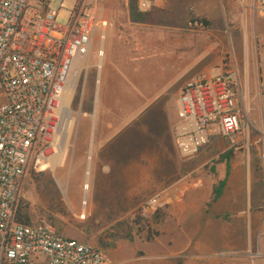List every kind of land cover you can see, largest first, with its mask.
Instances as JSON below:
<instances>
[{"label":"rangeland","instance_id":"374dc122","mask_svg":"<svg viewBox=\"0 0 264 264\" xmlns=\"http://www.w3.org/2000/svg\"><path fill=\"white\" fill-rule=\"evenodd\" d=\"M103 1L111 20L100 90L99 40L87 79L75 82L64 135L57 141L59 155L67 145L65 163L54 169L31 164L21 202L32 222L45 218L65 237L111 253L157 236L164 215L149 201L161 183L186 175L188 162L178 153L173 129L179 91L189 78L234 61L251 114H261L264 15L254 10L256 0H155L152 23L135 24L128 19L129 0ZM74 8V0H53L49 6L62 26ZM196 18L209 26L194 23ZM258 237L261 255L249 264H264V229Z\"/></svg>","mask_w":264,"mask_h":264},{"label":"built area","instance_id":"2783aa9c","mask_svg":"<svg viewBox=\"0 0 264 264\" xmlns=\"http://www.w3.org/2000/svg\"><path fill=\"white\" fill-rule=\"evenodd\" d=\"M52 1L0 0V264H114L105 249L65 237L45 218L31 224L18 220L31 164L58 155L73 67L82 62L79 79H87L99 40V90L102 84L108 23L98 19L92 3L74 0L69 24L62 26L59 13L49 9ZM139 7L148 12L155 3L139 0ZM254 10L264 15V0H256ZM177 112L173 133L185 162L197 157L212 136L238 148L243 127L255 128L234 61L189 78L179 91ZM260 118L264 123V107ZM165 194H156L149 206H159Z\"/></svg>","mask_w":264,"mask_h":264},{"label":"crops","instance_id":"0c3cea01","mask_svg":"<svg viewBox=\"0 0 264 264\" xmlns=\"http://www.w3.org/2000/svg\"><path fill=\"white\" fill-rule=\"evenodd\" d=\"M103 2L93 5L97 12L102 10L98 19L108 23L107 40L111 18ZM250 118L255 128L243 127L238 148L226 138L212 136L209 145L187 161L185 181L158 186L159 193L166 194L158 206L164 217L156 225L157 236L107 252L114 264H249L261 255L264 123L257 113ZM229 152L230 158L221 159ZM217 187L222 188L218 198Z\"/></svg>","mask_w":264,"mask_h":264},{"label":"trees","instance_id":"16d2710c","mask_svg":"<svg viewBox=\"0 0 264 264\" xmlns=\"http://www.w3.org/2000/svg\"><path fill=\"white\" fill-rule=\"evenodd\" d=\"M129 15L131 22L135 24H151L152 23V15L153 13L151 11L144 12L139 7V0H129ZM194 23H201L205 26H209V22L205 19H193ZM232 156V153L229 152L221 157V159H228ZM224 184V183H223ZM223 184H221V187H223ZM217 187L215 189L216 197L221 195L222 188ZM18 220L25 224H31V217L27 210V207L24 206V204H20L19 210H18ZM131 238V237H129Z\"/></svg>","mask_w":264,"mask_h":264},{"label":"bare ground","instance_id":"6f19581e","mask_svg":"<svg viewBox=\"0 0 264 264\" xmlns=\"http://www.w3.org/2000/svg\"><path fill=\"white\" fill-rule=\"evenodd\" d=\"M85 68V66H84V64L82 63V62H77L76 64H75V66L73 67V72H72V74H71V78H70V83H69V85H68V88H67V90H66V92H65V95H64V101H63V103H64V106H65V108L66 109H69L70 108V106H71V102H72V99H73V96H74V89H75V82L78 80V78H79V75L81 74V71L83 70ZM138 128V127H137ZM145 132V131H144ZM151 135V134H150ZM156 146H158V145H156ZM152 147V146H151ZM66 148H67V145L65 146V148H64V150H63V152L59 155V153L62 151V150H60L59 152H58V155H54L53 157H51V158H48L46 161V163L45 164H43L42 165V169H44V168H56V167H58V166H61V167H63V165H64V163H65V160H66ZM140 150V149H139ZM138 150V151H139ZM151 150V149H150ZM148 151L149 153L151 152V151ZM154 150V149H153ZM147 151V150H146ZM145 151V152H146ZM154 152H156V151H154ZM137 153V152H136ZM152 153V152H151ZM132 154H134V153H132ZM148 154V153H147ZM137 155V154H136ZM144 155V154H143ZM153 155H155V154H153ZM135 156V155H134ZM139 156H140V154H139ZM145 156V155H144ZM143 156V157H144ZM158 156V155H157ZM138 157V156H137ZM146 157V156H145ZM147 157H148V155H147ZM155 157H156V155H155ZM152 158V157H151ZM154 158V157H153ZM148 159V158H147ZM146 158H145V160H147ZM150 159V158H149ZM156 159V158H155ZM158 159V158H157ZM131 160V159H130ZM133 160V159H132ZM142 160V159H141ZM141 160H139V161H141ZM135 161V160H134ZM138 161V160H137ZM144 161V160H143ZM128 162H129V160H128ZM155 162H153V164H154ZM135 164V163H134ZM156 164V163H155ZM131 165H133V164H131ZM137 164H135V166H136ZM130 165L128 164V167H129ZM134 166V167H135ZM141 166V165H140ZM133 167V166H132ZM128 175V174H127ZM133 183H134V181H133ZM85 190H89L90 191V184L89 183H87L86 184V187H85ZM85 218V217H84Z\"/></svg>","mask_w":264,"mask_h":264}]
</instances>
